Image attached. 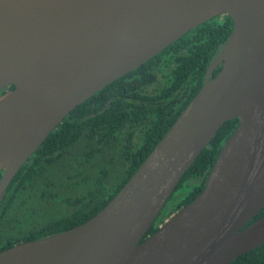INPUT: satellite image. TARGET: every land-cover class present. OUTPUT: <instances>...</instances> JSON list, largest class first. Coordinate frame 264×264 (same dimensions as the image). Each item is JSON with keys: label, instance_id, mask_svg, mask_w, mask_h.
I'll list each match as a JSON object with an SVG mask.
<instances>
[{"label": "water", "instance_id": "water-1", "mask_svg": "<svg viewBox=\"0 0 264 264\" xmlns=\"http://www.w3.org/2000/svg\"><path fill=\"white\" fill-rule=\"evenodd\" d=\"M223 14L234 28L204 86L114 199L81 225L1 251L0 264H231L264 245V216L248 225L264 209V0H0V92L15 85L0 97V204L76 107ZM236 118L203 191L144 239Z\"/></svg>", "mask_w": 264, "mask_h": 264}, {"label": "trees", "instance_id": "trees-1", "mask_svg": "<svg viewBox=\"0 0 264 264\" xmlns=\"http://www.w3.org/2000/svg\"><path fill=\"white\" fill-rule=\"evenodd\" d=\"M233 28L228 14L201 24L76 107L9 185L0 204V252L72 229L102 211L202 89L209 65ZM14 89L15 85L3 89L0 97ZM239 122V118L228 120L218 130L144 239L203 191ZM2 177L0 171V183ZM263 216L264 209L248 225ZM231 264H264V245Z\"/></svg>", "mask_w": 264, "mask_h": 264}]
</instances>
